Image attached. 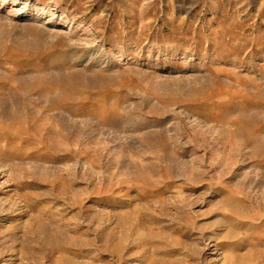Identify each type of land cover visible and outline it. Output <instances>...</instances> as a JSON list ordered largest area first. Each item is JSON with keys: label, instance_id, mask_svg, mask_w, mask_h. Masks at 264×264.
<instances>
[{"label": "rangeland", "instance_id": "rangeland-1", "mask_svg": "<svg viewBox=\"0 0 264 264\" xmlns=\"http://www.w3.org/2000/svg\"><path fill=\"white\" fill-rule=\"evenodd\" d=\"M17 79L105 111L87 161L0 136V264H264V0H0Z\"/></svg>", "mask_w": 264, "mask_h": 264}, {"label": "bare ground", "instance_id": "bare-ground-1", "mask_svg": "<svg viewBox=\"0 0 264 264\" xmlns=\"http://www.w3.org/2000/svg\"><path fill=\"white\" fill-rule=\"evenodd\" d=\"M7 85L3 90L0 88V123L2 120L7 122L0 136L19 140L10 144L11 147L22 149L32 143L39 158L62 162L83 156L86 161L91 160L88 150L91 132L83 128L77 132L73 117L78 112L90 115L98 110L105 111V104L102 107L100 101L86 97L75 101L68 87L57 86L51 81L26 85L17 79ZM9 91L15 92L13 98L10 95L7 98ZM77 143L81 146L79 151L75 149ZM40 149L46 155L40 154Z\"/></svg>", "mask_w": 264, "mask_h": 264}]
</instances>
